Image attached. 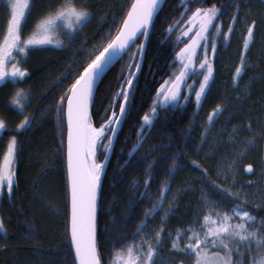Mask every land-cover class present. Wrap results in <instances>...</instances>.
Returning <instances> with one entry per match:
<instances>
[{"label": "trees", "instance_id": "obj_1", "mask_svg": "<svg viewBox=\"0 0 264 264\" xmlns=\"http://www.w3.org/2000/svg\"><path fill=\"white\" fill-rule=\"evenodd\" d=\"M63 2L30 0L23 36L33 33L40 20ZM132 2L79 0L92 12L87 26L73 39L59 35V47L31 48L23 59L17 56L29 75L18 84L6 82L0 86V119L7 125L0 135V160L11 137L15 135L17 139L16 182L12 195L5 192L0 202V218L7 233L5 236L0 232V264H74L66 118L57 120L56 106L89 56L108 42L110 33L114 36V29L120 27ZM5 3L0 2V39L10 19ZM185 5L192 9L215 5L221 10L216 23L231 27L232 32L228 42L219 41L214 79L202 106L198 108L193 97L186 103L180 100L174 107L159 110L152 125L145 126L143 117L151 111L158 89L172 74L177 53L190 42V37L183 34L190 25L185 18L190 17ZM233 17H237L235 23ZM253 20V40L245 51L247 27ZM169 28L173 29L171 33ZM210 36L212 41L214 34ZM241 57L244 70L234 83ZM139 62L140 56L136 60ZM128 65L129 57L124 56L101 81L91 112L94 126L100 125L104 109L119 91L121 77L128 75ZM20 89L27 97L23 111L12 103ZM217 106L222 111L210 123L208 117ZM25 115L33 123L18 133L17 125ZM108 148L107 141L105 148L98 146L97 159L101 162ZM173 161L179 165L175 173L169 171ZM193 161L200 168L194 167ZM248 165L253 167L252 173L246 171ZM229 166L231 172L225 180L220 173ZM200 169L207 170V177L201 175ZM149 179L148 196L144 197L143 182ZM166 180L170 181L171 191L167 193L169 203L163 208L169 215L159 213L148 221L143 232L151 238L163 227L167 233L159 247L154 239L150 241L158 253V264H195L194 258L172 249V239L177 230L193 227L199 231L202 217L212 205H219L215 210L221 214L233 215L235 204L246 200V210L256 217L251 223L259 227L264 221V0L166 1L151 29L142 70L131 91L101 184L97 241L105 264H114L123 250L122 243L136 234L137 227L145 221V213L158 199V188ZM210 184L241 196L239 200L222 198L209 190ZM114 248L117 251L113 255ZM233 259L241 257L234 255ZM250 259L245 252V264Z\"/></svg>", "mask_w": 264, "mask_h": 264}, {"label": "snow or ice", "instance_id": "obj_2", "mask_svg": "<svg viewBox=\"0 0 264 264\" xmlns=\"http://www.w3.org/2000/svg\"><path fill=\"white\" fill-rule=\"evenodd\" d=\"M78 4L79 0H64L59 7H53L37 25L38 30L43 34V38L29 37L24 39L22 24L26 22V10L31 7L29 0H6L4 6L10 10V19L7 22L6 33L0 39V84L6 82L18 84L29 75L20 66L21 61L17 59V56L19 55L23 59L34 46L51 44L52 41L47 38V33L63 30L69 39H73L87 26L92 18V12L83 4H79V6ZM160 5L161 0H133L125 17L120 22V27L114 29V36L110 33L108 42L89 56L86 66L83 67L78 77L74 79V83L57 102V120L63 121L66 117L67 121V170L71 205L70 246L73 250L74 264H105L97 241L96 213L101 176L104 174L108 157L104 155L103 162L98 160L97 148L98 146L105 148V141L111 144V138L116 136L121 118L126 114L129 91L132 90L135 79L133 73L139 71V64L136 63V60L143 51L139 37L147 38V30L152 25L153 17ZM185 12L190 14V17H185L189 24L193 21L199 23V27L194 33L195 39H192L191 44L177 53L181 58L182 70L174 76L171 83L165 81L158 89L150 113L143 117L146 126L152 125L153 119L159 114V110L169 106L174 107L178 101L187 99V96L181 95V87L186 89L190 95L194 94L195 100L199 104L209 86V81L212 79L213 68L207 59L206 46L203 49L205 55L200 60L195 58V49L199 47L197 41H207L210 35L209 30H211V34L217 37L222 35L220 25L216 23L221 16V10L215 5L194 9L185 5ZM236 20L237 17H233V23ZM255 26L253 20L247 27V37L243 44L245 51L249 47V42L253 40ZM168 31L171 33L173 29L169 28ZM231 32L232 28L229 27L223 38L226 40ZM183 34L188 35V31H184ZM215 50L213 43L211 51L215 53ZM124 56L129 57L128 75L121 77L123 83L120 85L119 91L113 95L111 103L104 109L105 116L101 118L100 125L94 126L90 108L96 84L103 79L113 64ZM197 64L203 70L199 73L203 79L198 83V90H194L191 85L186 83V80L190 74H195ZM9 66L11 70H9ZM243 70L244 61L241 57L240 66L235 69L234 83L241 76ZM26 98L24 90L20 89L16 92L12 103L23 111V101ZM221 111V107L217 106L209 115V122L211 123L213 117ZM32 123L33 120L25 115L17 125V132L23 133L31 127ZM6 128L5 122L0 120V132H4ZM141 132H143V127ZM61 133H63V129H61ZM16 149L17 139L13 135L4 157L5 165L0 169V196L4 195L5 190L9 196L13 193L16 181L11 159L14 158ZM193 166L200 168V165L196 164L195 161H193ZM151 167L152 165H149V168ZM178 168L179 165L173 161L169 171L175 173ZM246 171L252 173L253 167L248 165ZM230 172L231 166L223 169L220 174L227 180ZM200 173L207 177L206 169H200ZM205 182H208L207 179ZM143 186L146 189L144 197H147L150 179L145 180ZM209 190L229 200H239L241 196V193H233L218 184H210ZM170 191V181L166 180L158 188V199L153 207L145 213V221L137 227L136 234L120 246L129 254L133 251L138 252L136 259L139 260V264H158V253L143 240V232L147 228L148 221L155 218L159 213L163 212L165 217L169 215L168 212H164L163 206L169 203L167 193ZM246 203L245 200L235 204L231 209L233 215L221 214L215 210L219 205H212L208 213L203 215V223L200 224L199 231L193 227H189L183 232L177 230L172 239V249L185 253L190 259L194 258L195 264H245L243 260L245 252L251 256L247 264H264V221H261L259 227L251 223L256 221V217L246 210ZM234 219L239 222L234 223ZM0 232H4L5 236L7 234L2 218H0ZM164 235L167 233L161 227L154 237H151L155 240L157 247L160 246ZM136 237H141L139 243ZM116 251L117 249L114 248L113 255ZM253 251L256 252L255 256L251 255ZM234 255L240 256L241 259L234 260Z\"/></svg>", "mask_w": 264, "mask_h": 264}, {"label": "rangeland", "instance_id": "obj_3", "mask_svg": "<svg viewBox=\"0 0 264 264\" xmlns=\"http://www.w3.org/2000/svg\"><path fill=\"white\" fill-rule=\"evenodd\" d=\"M3 1L6 2V0H0V2H3ZM29 3H30V0H29ZM28 11H29V9L26 10V16L28 14ZM26 16H25V19H26ZM23 25L24 24H22V27H23ZM198 27H199L198 21H193L189 25L188 29L186 30V31H188V35H185V36L186 37H190V42L188 44H191L192 39H195L194 33L197 31ZM220 28H221V33H222L221 36L217 37V36L214 35L213 40L210 41V37L211 36L209 35V38L207 39V41H204V40L197 41L199 47H197L195 49V58L197 60H200L205 55L203 49L206 46V48H207V51H206L207 59L209 60V62L212 65V68H213V76H212V79L209 81L208 88L205 90V95L201 97V100H200L199 104H197V102L195 100L194 94H191L190 95L189 92L186 89H184L183 87H181V89H180L181 95L187 96V99L186 100H183V103H186V101H188L191 97H193V99H194L196 105L198 106V108H200L202 106V103L204 101V98H205L207 92L209 91L210 85H211V83H212V81L214 79V71H215V64H214V62H215V55L217 53V49H218V46H219V41L221 39H224L223 36H224V34L227 33V29L229 27L228 28H225L223 25H221ZM209 32L211 34V30H209ZM61 34H65L63 30H61V31H55V32H49V33H47V38L50 39L52 41V43L51 44L36 45L33 48L44 47V46H55V47H59V45L61 44V42L59 41L58 36L61 35ZM29 37H35L36 39H41V38H43V34L40 33V31L38 30V28L36 26V28L33 31V33H30L29 35H26V37L23 36L24 39H28ZM229 38H230V35H228V38L226 40L224 39L225 42H228ZM213 43L215 44V49H216L215 50V53H213L211 51V47H212ZM202 52H203V54H201ZM187 55L188 54L186 53V56ZM180 61H181V58L177 55L176 60H175V63H174V66H173V69H172V74L167 78L166 81H169L171 83L172 79H174V76L175 75H178L179 72L182 70ZM9 70H11L10 66H9ZM201 71H203V70L200 69L199 66H198V64H197L195 74L194 75L190 74V77L186 80V83L189 84V85H191L194 90H198V83L200 81H202V79H203V77L199 75V73ZM194 81H195V83H194ZM2 84H0V86ZM154 120H155V118L153 119V121ZM1 134H2V132H0V135ZM8 143H9V141H8ZM8 143L5 146L4 153H3L2 157H1V160H0V169H2L4 167V165H5L4 157L7 154ZM15 156H16V153H15ZM15 156H14V158L11 159V166H12V170L13 171H14V167H15ZM5 192H6V190H5ZM1 198H2V196H0V202H1ZM233 222L235 223V222H239V221H237V220L234 219ZM136 239H137V242L139 243L140 240H141V237H137ZM143 240L146 241V244H150L151 245V242H150L151 241V238H150V236L143 235ZM137 256H138V252L133 251V253L129 254L126 250L123 249V250H121L117 254V256L115 258L114 264H139V260L136 259Z\"/></svg>", "mask_w": 264, "mask_h": 264}, {"label": "water", "instance_id": "obj_4", "mask_svg": "<svg viewBox=\"0 0 264 264\" xmlns=\"http://www.w3.org/2000/svg\"><path fill=\"white\" fill-rule=\"evenodd\" d=\"M167 0H161V5H160V8L159 10L157 11V13L154 15L153 17V21H152V25L148 28L147 32V38L145 39L144 37H139V40L141 38L142 39V55L140 56V62H139V71H135L134 75H135V79L133 80V87H134V84L138 78V76L140 75L141 73V70H142V66H143V62H144V57H145V51H146V47H147V43H148V40H149V36H150V33H151V29L153 27V24L155 23V20L157 18V16L159 15V13L162 11L165 3H166ZM122 59L118 60L117 62H115L113 64V66L111 67V69L105 74V76L114 68L118 65V63L121 61ZM104 76V77H105ZM103 77V79H104ZM102 79V80H103ZM98 81L97 84H96V88H95V91H94V96H93V102H92V105H91V108H90V113L92 112V107H93V103H94V98H95V95H96V92L99 88V85L101 83V81ZM133 89V88H132ZM131 91H129V98H130V94H131ZM127 107V106H126ZM66 118V117H65ZM123 118H121V121H122ZM120 126V125H119ZM118 130H119V127H118ZM118 130H117V134L114 138H111V144H109V148H108V152H107V163L105 164V169H104V174H105V171L107 169V166H108V163L112 157V153H113V150H114V147H115V144H116V139H117V135H118ZM67 121H66V166H67ZM14 173H15V181H16V166L14 167ZM104 174L101 176V184H102V180H103V176ZM67 177H68V170H67ZM68 188H69V205H70V185H69V179H68ZM100 191H101V188H100ZM99 198H100V192H99V195H98V199H97V213H96V221H97V233H98V208H99ZM70 208H71V205H70ZM69 229H70V219H69Z\"/></svg>", "mask_w": 264, "mask_h": 264}, {"label": "bare ground", "instance_id": "obj_5", "mask_svg": "<svg viewBox=\"0 0 264 264\" xmlns=\"http://www.w3.org/2000/svg\"><path fill=\"white\" fill-rule=\"evenodd\" d=\"M167 35V34H166ZM173 44V43H172Z\"/></svg>", "mask_w": 264, "mask_h": 264}]
</instances>
